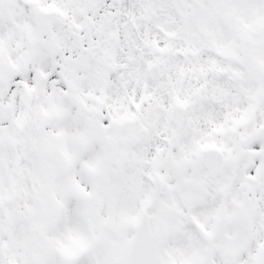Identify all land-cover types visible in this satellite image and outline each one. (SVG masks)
Segmentation results:
<instances>
[{
	"label": "rangeland",
	"instance_id": "1",
	"mask_svg": "<svg viewBox=\"0 0 264 264\" xmlns=\"http://www.w3.org/2000/svg\"><path fill=\"white\" fill-rule=\"evenodd\" d=\"M26 1L0 0V264H66L79 249L75 264L120 261L154 175L159 264H205L220 203L218 257L264 261V0H92L86 13ZM40 8L51 31L23 75ZM109 144L119 172L103 168ZM202 146L222 149V176L199 163Z\"/></svg>",
	"mask_w": 264,
	"mask_h": 264
},
{
	"label": "water",
	"instance_id": "2",
	"mask_svg": "<svg viewBox=\"0 0 264 264\" xmlns=\"http://www.w3.org/2000/svg\"><path fill=\"white\" fill-rule=\"evenodd\" d=\"M43 30V25H40ZM224 162H218L214 167L210 168V173L214 176L220 175ZM159 181V180H158ZM160 188L159 193L155 196L154 201L158 199L161 194V182H157ZM152 206V205H151ZM12 224L19 220V212L17 211V198L14 201ZM160 236L158 233L149 235V219L145 212L144 216L135 231V237L131 243L130 255L122 264H157L158 262V248L160 245Z\"/></svg>",
	"mask_w": 264,
	"mask_h": 264
}]
</instances>
